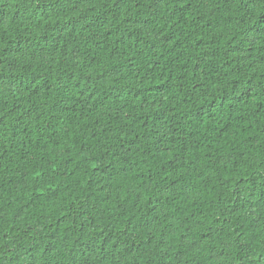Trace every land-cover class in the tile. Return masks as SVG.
Instances as JSON below:
<instances>
[{
    "label": "trees",
    "instance_id": "trees-1",
    "mask_svg": "<svg viewBox=\"0 0 264 264\" xmlns=\"http://www.w3.org/2000/svg\"><path fill=\"white\" fill-rule=\"evenodd\" d=\"M0 264H264V0H0Z\"/></svg>",
    "mask_w": 264,
    "mask_h": 264
}]
</instances>
